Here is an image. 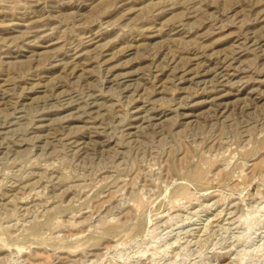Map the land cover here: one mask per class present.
Segmentation results:
<instances>
[{
    "label": "rangeland",
    "instance_id": "374dc122",
    "mask_svg": "<svg viewBox=\"0 0 264 264\" xmlns=\"http://www.w3.org/2000/svg\"><path fill=\"white\" fill-rule=\"evenodd\" d=\"M0 264H264V0H0Z\"/></svg>",
    "mask_w": 264,
    "mask_h": 264
},
{
    "label": "bare ground",
    "instance_id": "6f19581e",
    "mask_svg": "<svg viewBox=\"0 0 264 264\" xmlns=\"http://www.w3.org/2000/svg\"><path fill=\"white\" fill-rule=\"evenodd\" d=\"M197 221V220H196Z\"/></svg>",
    "mask_w": 264,
    "mask_h": 264
}]
</instances>
